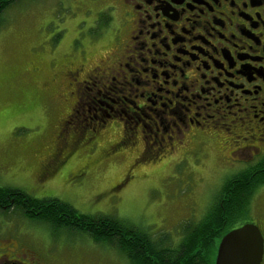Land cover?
I'll return each instance as SVG.
<instances>
[{
    "label": "rangeland",
    "instance_id": "374dc122",
    "mask_svg": "<svg viewBox=\"0 0 264 264\" xmlns=\"http://www.w3.org/2000/svg\"><path fill=\"white\" fill-rule=\"evenodd\" d=\"M109 4L15 0L0 13V187L36 199L56 198L79 213L127 222L143 229L157 251L176 250L174 261L180 262L186 230L206 215L236 167L219 142L215 147L213 142L204 144L192 159L178 158L181 153L166 157L168 150L158 160L133 162L129 147L118 151L116 146L112 152L120 139L118 127L91 140L84 133L73 144L72 130L82 125L74 119L66 125L61 121L80 92L61 73L70 62L82 63V57L88 66L103 60L116 25ZM148 152L158 150L152 145ZM65 153V163L41 187V168ZM83 168L88 171L81 175ZM16 196L18 201L23 197ZM0 220V239L24 245L25 252L39 249L46 264H130L113 247L96 244L69 227H50L46 221L30 222L8 212L0 213ZM245 221L264 225L263 191L254 192L248 214L237 224ZM220 238L211 244V264Z\"/></svg>",
    "mask_w": 264,
    "mask_h": 264
},
{
    "label": "flooded vegetation",
    "instance_id": "af4514ba",
    "mask_svg": "<svg viewBox=\"0 0 264 264\" xmlns=\"http://www.w3.org/2000/svg\"><path fill=\"white\" fill-rule=\"evenodd\" d=\"M110 1L116 25L103 60L88 66L82 57V63L70 62L61 73L80 92L61 121L82 125L72 130L73 144L84 133L91 140L118 127L120 139L112 152L129 147L138 162L158 160L168 150L166 157L181 153L178 158L192 159L204 144L219 142L236 167L225 181L233 185L242 182L239 177H264V0ZM152 145L158 150L154 155L148 152ZM68 155L41 168V187ZM259 190L264 192V180ZM16 195L21 194L7 196L0 213L23 218ZM247 223L260 230L264 264V225L245 221L239 226ZM23 247L0 239V264H46L39 249L25 252Z\"/></svg>",
    "mask_w": 264,
    "mask_h": 264
},
{
    "label": "trees",
    "instance_id": "16d2710c",
    "mask_svg": "<svg viewBox=\"0 0 264 264\" xmlns=\"http://www.w3.org/2000/svg\"><path fill=\"white\" fill-rule=\"evenodd\" d=\"M13 1L15 0L0 2V13ZM252 178L239 177L243 179L242 182L233 185L232 182L224 181L206 215L186 230L180 243V250H183L180 262L174 261L176 250L175 254L169 250L157 251L150 244L149 236L143 229L132 227L131 224L112 217L79 213L69 204L56 198L36 199L21 194L23 197L19 201L23 205L16 208L23 219L30 222L46 221L45 224L50 227H69L75 230L76 234L87 235L96 244L111 246L130 264H152L153 260L157 261L155 264H211V244L213 245L214 239L240 225L237 222L248 214V205L256 186L264 180V177ZM12 193L14 192L11 189L0 187L1 206L8 203L6 198L12 196ZM149 257L152 259L149 260Z\"/></svg>",
    "mask_w": 264,
    "mask_h": 264
},
{
    "label": "water",
    "instance_id": "95a60500",
    "mask_svg": "<svg viewBox=\"0 0 264 264\" xmlns=\"http://www.w3.org/2000/svg\"><path fill=\"white\" fill-rule=\"evenodd\" d=\"M263 239L257 226L244 224L227 232L217 247L214 264H260Z\"/></svg>",
    "mask_w": 264,
    "mask_h": 264
}]
</instances>
